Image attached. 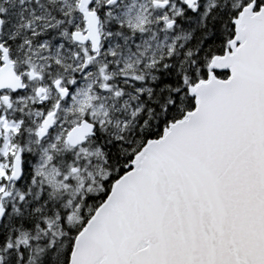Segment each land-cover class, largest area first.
I'll return each instance as SVG.
<instances>
[{
	"label": "snow or ice",
	"instance_id": "1",
	"mask_svg": "<svg viewBox=\"0 0 264 264\" xmlns=\"http://www.w3.org/2000/svg\"><path fill=\"white\" fill-rule=\"evenodd\" d=\"M0 264H264V0H0Z\"/></svg>",
	"mask_w": 264,
	"mask_h": 264
}]
</instances>
